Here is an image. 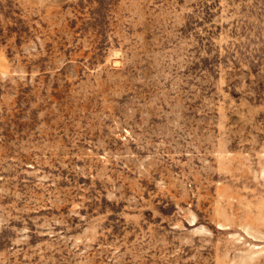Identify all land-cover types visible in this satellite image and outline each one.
<instances>
[{"label": "rangeland", "instance_id": "1", "mask_svg": "<svg viewBox=\"0 0 264 264\" xmlns=\"http://www.w3.org/2000/svg\"><path fill=\"white\" fill-rule=\"evenodd\" d=\"M0 264H264V0H0Z\"/></svg>", "mask_w": 264, "mask_h": 264}]
</instances>
